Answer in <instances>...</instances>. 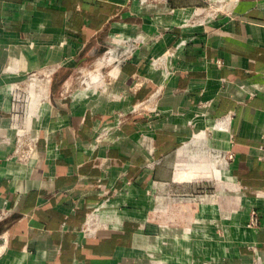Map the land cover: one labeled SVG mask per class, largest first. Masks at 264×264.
<instances>
[{"label":"crops","instance_id":"obj_1","mask_svg":"<svg viewBox=\"0 0 264 264\" xmlns=\"http://www.w3.org/2000/svg\"><path fill=\"white\" fill-rule=\"evenodd\" d=\"M213 8L0 0V264H264V0Z\"/></svg>","mask_w":264,"mask_h":264},{"label":"built area","instance_id":"obj_2","mask_svg":"<svg viewBox=\"0 0 264 264\" xmlns=\"http://www.w3.org/2000/svg\"><path fill=\"white\" fill-rule=\"evenodd\" d=\"M221 6V5H220ZM218 6V7H220ZM219 8L216 7V9L213 8L211 10L212 14L214 12L218 11ZM140 38H133V37H125L121 34H115L111 37L109 42V48L105 54V57L102 61L103 63L110 65V66H116L120 64L121 62L127 61L129 58H131L135 52V50L140 45ZM34 76V74H33ZM32 76V77H33ZM102 78L101 74L99 72H93V70L90 72V74H83L81 78V85L84 86L86 89H91L92 84L99 82V80ZM22 133H17V147L15 150V154H17L21 159H26L27 153L24 152L25 149V143L22 137ZM28 147L26 148V150ZM27 152V151H26ZM250 225L251 226H258L259 218L258 215L255 212H251L250 214ZM4 240L0 236V249L3 245Z\"/></svg>","mask_w":264,"mask_h":264},{"label":"rangeland","instance_id":"obj_3","mask_svg":"<svg viewBox=\"0 0 264 264\" xmlns=\"http://www.w3.org/2000/svg\"><path fill=\"white\" fill-rule=\"evenodd\" d=\"M221 1L223 0H211V2L214 4V7H218L221 5ZM36 76H34L33 78H35ZM37 78L39 79V76H37Z\"/></svg>","mask_w":264,"mask_h":264},{"label":"bare ground","instance_id":"obj_4","mask_svg":"<svg viewBox=\"0 0 264 264\" xmlns=\"http://www.w3.org/2000/svg\"><path fill=\"white\" fill-rule=\"evenodd\" d=\"M112 73H113V72H112ZM115 73H116V72H115ZM115 73H114V74H115ZM113 76H114V75H113ZM102 77H103V76H102ZM111 77H112V76H111ZM224 164H225V163H224ZM214 167H215V166H213V169H214ZM198 169H199V168H198ZM203 169H204V168H203ZM205 171H206V170H205ZM205 171H204V172H205ZM210 171H211V170H209V172H210ZM222 171H223V170H222ZM223 175H224V174H223ZM4 237H5V239H6V236H4ZM3 244H4V243H3ZM1 249L3 250V247H2Z\"/></svg>","mask_w":264,"mask_h":264}]
</instances>
